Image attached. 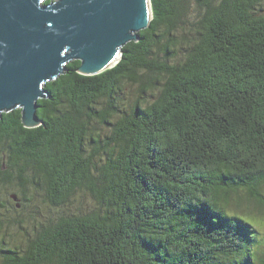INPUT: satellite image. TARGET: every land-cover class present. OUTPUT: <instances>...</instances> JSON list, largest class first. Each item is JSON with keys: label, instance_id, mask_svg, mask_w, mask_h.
<instances>
[{"label": "trees", "instance_id": "obj_1", "mask_svg": "<svg viewBox=\"0 0 264 264\" xmlns=\"http://www.w3.org/2000/svg\"><path fill=\"white\" fill-rule=\"evenodd\" d=\"M150 4L114 67L45 84L40 126L0 113V264H264V0Z\"/></svg>", "mask_w": 264, "mask_h": 264}, {"label": "water", "instance_id": "obj_2", "mask_svg": "<svg viewBox=\"0 0 264 264\" xmlns=\"http://www.w3.org/2000/svg\"><path fill=\"white\" fill-rule=\"evenodd\" d=\"M0 0V113L21 109L25 128L44 86L79 61L78 72L114 67L121 49L152 20L150 0Z\"/></svg>", "mask_w": 264, "mask_h": 264}, {"label": "rangeland", "instance_id": "obj_3", "mask_svg": "<svg viewBox=\"0 0 264 264\" xmlns=\"http://www.w3.org/2000/svg\"><path fill=\"white\" fill-rule=\"evenodd\" d=\"M34 197H35L34 201L36 203V207L31 206L27 209V213L24 215L25 222L22 224V227L24 228L23 231H25L28 234L32 233V229L30 228L31 227V220L27 221V219H26L27 216H34L35 215L34 212L39 213V214L42 213L44 216L48 215V213H49V207L46 204H43V202H42V195L36 194V195H34ZM82 198H84V200L88 204V208L90 210L93 209L94 205L93 204L91 205L90 198L87 196L79 195V199H82ZM37 205H40V209L37 208ZM8 214L10 215V218H8V220H11V221H13L12 218L15 220L20 215V214H17L16 212H9ZM253 223L256 224L258 226V228L261 227L259 234L257 235V239L262 241L264 239V226H261V223L257 224V221H253ZM8 231L12 232V233L15 232V230L13 228V223H11V227H10V229H8Z\"/></svg>", "mask_w": 264, "mask_h": 264}]
</instances>
